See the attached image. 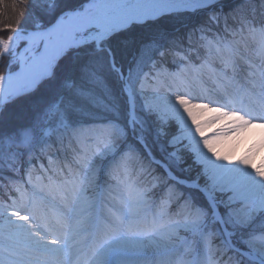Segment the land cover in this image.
Returning <instances> with one entry per match:
<instances>
[{
	"label": "snow or ice",
	"instance_id": "obj_1",
	"mask_svg": "<svg viewBox=\"0 0 264 264\" xmlns=\"http://www.w3.org/2000/svg\"><path fill=\"white\" fill-rule=\"evenodd\" d=\"M11 10L0 264H264V0Z\"/></svg>",
	"mask_w": 264,
	"mask_h": 264
},
{
	"label": "rangeland",
	"instance_id": "obj_2",
	"mask_svg": "<svg viewBox=\"0 0 264 264\" xmlns=\"http://www.w3.org/2000/svg\"><path fill=\"white\" fill-rule=\"evenodd\" d=\"M4 2L8 5L7 9L5 10V12L3 14H0V24H2V22L6 21L7 18L9 16H12V10H11V0H4ZM0 35H7V33L4 32H0ZM23 44V42H21ZM6 62L5 61H0V72H4L6 71V67H5ZM15 68V65L13 66ZM213 129V128H212ZM212 130H207L205 129V133H209Z\"/></svg>",
	"mask_w": 264,
	"mask_h": 264
},
{
	"label": "bare ground",
	"instance_id": "obj_3",
	"mask_svg": "<svg viewBox=\"0 0 264 264\" xmlns=\"http://www.w3.org/2000/svg\"><path fill=\"white\" fill-rule=\"evenodd\" d=\"M212 114H213V113H211V111H208V112H206V113L204 114V116H205V118H206L207 116H210V115H212ZM216 126H218V125H212V126L207 127L206 129H207V130H212V128H214V127H216ZM225 147H226V145H225ZM242 150H243V149H242ZM242 150H241V151H242ZM260 156H261V157H264V153H261ZM259 158H260V157L257 158L256 163H259Z\"/></svg>",
	"mask_w": 264,
	"mask_h": 264
},
{
	"label": "trees",
	"instance_id": "obj_4",
	"mask_svg": "<svg viewBox=\"0 0 264 264\" xmlns=\"http://www.w3.org/2000/svg\"><path fill=\"white\" fill-rule=\"evenodd\" d=\"M146 31H147V30L136 29V32H137V33L145 32V34H146ZM119 103L124 104V103H125V98L121 97L120 100H119Z\"/></svg>",
	"mask_w": 264,
	"mask_h": 264
}]
</instances>
